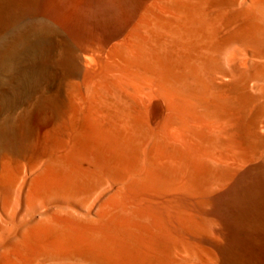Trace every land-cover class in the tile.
I'll return each mask as SVG.
<instances>
[{"label":"bare ground","instance_id":"obj_1","mask_svg":"<svg viewBox=\"0 0 264 264\" xmlns=\"http://www.w3.org/2000/svg\"><path fill=\"white\" fill-rule=\"evenodd\" d=\"M38 2L0 0V264H264V45L260 59L250 57V68H237L239 89L220 82L233 75L223 64V51L237 38L254 35L261 25L256 23L264 19V0H245V11H233L236 19L253 18L252 24H239L215 43L220 57L189 58L178 88L172 81L167 24L161 30L140 15L132 24H117L109 39L82 24L77 37L89 44L81 46H100L101 53L97 49L98 55L81 57L84 53H73L62 41L52 56L49 24L31 17ZM223 90L232 94L223 99ZM195 102L215 107L214 120L207 113L217 139L232 128L233 140L232 133L226 136L233 141L232 152L230 147L231 153L224 151L223 142L214 146L219 150L216 165L223 167L216 172L230 173L247 163L258 170L256 180L238 188L243 192L233 199L238 212L229 224L168 207L164 214L127 221L115 220L100 207L84 218L74 214L73 187L87 186L85 199L98 193L111 205L120 203L117 195L125 191L143 199L152 190L165 191L160 179V190L152 179L158 141L176 139L179 124L188 126L192 120L185 121L193 114L198 118ZM155 107L160 117L153 121ZM137 200L129 204L139 206Z\"/></svg>","mask_w":264,"mask_h":264},{"label":"rangeland","instance_id":"obj_2","mask_svg":"<svg viewBox=\"0 0 264 264\" xmlns=\"http://www.w3.org/2000/svg\"><path fill=\"white\" fill-rule=\"evenodd\" d=\"M221 1L222 0H194V1H192V0H168V1L167 0H73V5H76V7L78 6L77 8L74 6L73 11H74V13H76L77 11H80L81 9L85 10V8L83 9L80 7L81 4L85 5L86 8H89V10L91 7H88V6L102 4L103 8L105 9V16L108 18L109 15H111L112 17L115 15V17L118 18V20H119V24H132L140 15H142V18L145 21V24H153V23L159 24V29H161V30H163L162 28H164V23L167 24L166 29L168 28V32L170 34V61H171V65L173 68V75H172L173 79H172V81H173L174 85L176 84L175 87L177 86L176 88H178V85L180 87L179 76H180V72H181V67L189 58H191L192 56H197V55H202V54L209 55L213 58L220 57L221 52L217 48L215 49V46H216L215 43L217 44L219 41L222 42L223 39L225 37H227V35H229L234 29H236L239 24H252L251 22L253 21L252 20L253 18H249L248 16H246V18H245L246 14L241 16L239 19H236L234 16V13H236V10H241V9L244 10L245 5H246L245 3H247V2H245V0H239V1L237 0V1H234V3H233V1L228 0L229 4L228 3L226 4L227 0H225V2L223 0L222 1L223 3ZM37 2H38V0H37ZM35 3H36V1H35ZM37 4H36V6H34V9L32 10L31 17L34 20H37L41 23H43L45 21L44 23L49 24L48 27H50L49 28L50 30H49V36L48 37L51 38V41L54 44H53L52 50L50 51V53L48 55L56 56L57 52H59V50L62 48V41H63V43L64 42L67 43L66 46L68 48L69 47L72 48L71 50H73V53H77L80 55H82L84 53L81 57L84 56L87 58L89 56V58H90L91 55L96 56V55L101 53V52H99V49L101 48L100 46H98V47H97V45L91 46V49L97 47L96 49L91 50V49H89L90 47L86 46L88 48L87 49L86 47L72 43L73 41L71 39H69L68 36H67L68 38L66 37L65 32L62 29H60V27L57 24H55L53 21H51L47 17H45L41 13V11L38 10V8H36ZM78 4H80V6ZM156 9H159V10H156ZM233 11H234V13H233ZM89 16H92V15L90 14ZM85 17H86V14H85ZM157 19L160 21H158ZM165 19H166V21H165ZM249 21H251V22H249ZM256 24H261V25L259 26V28L256 29L254 35L251 38H247V37L237 38L222 53L223 64L227 69L229 68L230 70H232L233 75L222 77L221 78L222 81L220 80V82H222L223 84H227L229 87L232 86L231 89L234 88L233 90H235V91L237 89H239L238 82H237V74H238L237 68L238 69L239 68L240 69L250 68L253 65V62L251 61L250 57L254 56L253 60L257 59V58L260 59V55L262 53V49H263V45H264V41H263L264 40V19L262 18ZM188 25H190V26H188ZM95 31L98 33L97 35L99 36V38L103 37L102 39H109L110 35H112L111 33H113L112 32L113 30H110V28H108L107 26L96 28ZM245 36H247V35L245 34ZM220 38L222 39V41ZM69 40H70V43H69ZM252 47L254 48V50ZM96 50H97L98 54L95 53ZM93 51H95V52H93ZM235 52H236V54H234ZM231 57H233V58H231ZM246 59L247 60L249 59V60L246 61L245 65H243L242 62H244ZM235 66H236V69H234ZM50 68H52V69H49V70H52V71L56 69L53 66ZM61 72L62 71L60 69H57V71H56V73H61ZM250 89H252V88H250ZM221 94H222V95H220L221 98L225 99L226 96L228 97L230 94H232V92L230 93V91L223 90ZM212 107L213 106L212 105L210 106V104L209 105L208 104L207 105L206 104L198 105L196 103V105L194 107L196 110L194 109L193 112H195V113L197 112L198 118L195 114H193V117H190L191 119H189V118L186 119L187 120V121H185L186 123H188V121L192 120L191 122H189V125H188L189 127L187 126L186 123H185L186 125H183L185 127L181 126L180 124L179 125L177 124L179 127H181V130L179 129V127L177 129L178 130L177 134H179V136H177L178 141H177V138L173 139L169 142L168 141L166 142L164 140L158 141V145H159L158 147H159L160 152H159V155L157 156L158 157L157 163H156V165L152 171V174L154 173V175H153L154 178H152V179L154 181L156 179V183L153 182V184L155 183L156 185L159 186V187L158 186L156 187L154 184L153 186L155 187V189L156 188H159V190L161 189L160 183L163 184L162 188H165L167 186L165 188V191H164V189L161 190L162 192L164 191L163 194L161 193V191H159L160 194H158L159 193L158 189L156 192H155V190H152V192H154L156 194L154 195V193H151L150 194L151 196L149 195L150 197L145 196L143 199L139 196L137 197L138 194L137 195L136 194L130 195V194L126 193V191H125V192H123V194L117 195L118 199L120 198V203H118L116 205H111L110 203L105 202V200H101L102 197H99L98 193H95L93 196L89 197L88 199H85V195H86L85 191L87 190L86 185H85L86 187H84L85 190L83 189L84 185L82 187L80 186L79 188L73 187V193H74L73 199L75 196V200H78V201H75V200L73 201L74 214L76 213L78 215V217L80 216L81 218H84L83 215H86L89 212H93L96 208L100 207L101 211H104V212L109 213L111 215L113 214L112 216H113V218L115 217V220L127 221V220H130L131 218H133L135 216L137 217L139 215L164 214V213H166L165 209L168 207L171 211H180V212H184L187 214L195 215L197 217L202 216L203 218H205L204 217V215H205L207 217L206 219L209 218L212 220L213 219L218 220L217 222H219L220 225H222V226H225L226 223L229 224L230 222L228 221V218L231 219L233 213L237 210V206L234 205V202H235L234 200L239 198L238 195L243 192L240 190L246 189V187L248 186V183H249L248 181H250L253 178H254L253 180H256V178H258L257 177L258 176V170L255 169L254 167H252L253 164L247 163L248 167L245 164L240 165L241 167L238 166L236 168V170H234L235 168L233 167V170L230 171V173H229V171H227L228 170L227 167H226L227 172H225L226 174L224 173L225 170L223 171V174L220 171L221 172L220 175L216 172L215 169L217 167L220 170L223 167L222 166L219 167L218 165H216L219 161V159H218L219 156L216 155L219 153V150H218L217 146L216 147H214V146L218 142H223L224 145L226 144L225 145L226 149H224V151L226 150L225 152H227V153L229 152V150L231 151L232 150L231 145H233L232 144L233 141H231V140H233V138H232L233 132L231 131L232 128H230V125H229L228 129H227L228 131L226 130V132H224V134H226V135L222 136V139H220L221 136L217 139L218 135L216 136V133H213L215 131V129H214L215 124H213V125L211 124L212 127L208 126V125H210V119H209L210 116L209 115H211L213 118L217 112L215 110V107H213V108ZM212 110H214V111H212ZM207 112H209L210 114ZM151 117H152L153 121H156L157 119H159L160 109L158 107H155L152 110V116ZM199 117H201V119H199ZM205 117H206V119H205ZM195 118L197 119V122L195 121L196 120ZM199 120H202V123L199 124V122H201ZM207 120H209V121H207ZM213 120H214V118H213ZM216 125L218 127V123ZM184 128H188V129H184ZM182 132H183V134H182ZM183 135H184V138H183L184 140L182 139ZM203 135H204V137H203ZM210 136H211V138H210ZM214 136L216 137L215 141H214V139H215ZM226 136H229V137L231 136V138H229V139H231L230 141L232 143L229 141V139ZM225 138H227L228 141L224 140ZM180 139H182L181 141H184V143L183 142L177 143V142H179ZM207 140H208V143H207ZM173 141H175V142H173ZM200 141H201V143H200ZM224 141H226L227 143ZM181 143H183V144H181ZM228 143L230 144V146ZM205 146H207L206 149H205ZM229 147H230V149L228 150ZM209 152H211V154ZM231 152H229V153H231ZM206 155H207V158L209 155H211V157H213L214 160H212V158L209 157L208 159H210V161L206 162L208 160L207 158H205ZM200 157H201V159H200ZM215 157L217 159H215ZM203 159H207L205 161L207 165L202 161ZM215 160H218V161H215ZM186 162H188V163H186ZM201 163L203 165H205V167L201 166L202 165ZM208 164L210 167H208ZM199 165L201 166V169H200ZM206 166L208 169L206 168ZM202 167H203V169H202ZM238 168H239V170H238ZM179 169H180V171H179ZM203 171H204V173H203ZM252 171H254V172H252ZM232 172H234V173H232ZM216 173L218 176L216 175ZM227 173L232 174V177L230 178L231 175H229V177H228ZM233 174H234V176H233ZM255 174H257V175L254 176ZM250 175H252V176H250ZM215 176H217V177H215ZM219 177H220V179H219ZM222 177H223V180H225L223 182L224 183L226 182L228 184H226V183L224 184L223 182H221ZM248 177H251V178L249 179ZM240 178H242V179L240 180ZM158 179H160V180H158ZM238 180H240V181L238 182ZM242 181H244L245 184ZM164 183H165V185H164ZM180 183L182 184L181 189H174L173 188V187H175V185L180 184ZM238 183H239V185H238ZM108 184H109L108 186H110L111 182H109ZM221 185L224 186V188H222ZM168 186H169V188H168ZM213 186H218V187H213ZM234 186H237V187L235 188ZM200 188H201V190H200ZM82 189H83V191H82ZM152 189H154V188H152ZM172 191H173V193H172ZM236 192H237V194H236ZM132 196L135 197V199L132 198ZM225 196H227V197H225ZM207 198H208V200H207ZM136 200L139 201V206L129 204V202L136 201ZM204 200H206V201H204ZM79 201H81V202H79ZM227 203H228V205H227ZM106 205H108V206H106ZM228 206H229V208H228ZM223 209L225 212L223 211ZM75 210L78 213L75 212ZM91 210H93V211H91ZM204 210H206V211H204ZM237 212H238V210L234 214H236ZM213 216H215V217H213ZM225 232H226L225 230L222 231V234L224 236L226 235L225 236L226 238L229 237V234L228 233L226 234Z\"/></svg>","mask_w":264,"mask_h":264},{"label":"crops","instance_id":"obj_3","mask_svg":"<svg viewBox=\"0 0 264 264\" xmlns=\"http://www.w3.org/2000/svg\"><path fill=\"white\" fill-rule=\"evenodd\" d=\"M39 1H40L38 2L40 5L39 7L42 8V9L39 8L41 13L49 20L57 24L62 30H65V32L69 36H72L71 39H74L73 41L78 44L80 43V45L89 44L87 40H82L77 37V29H79L82 26V24H91L95 29L107 26L111 30L113 29V32L116 28L115 26L119 24V20L118 18L115 17V15L113 17L109 15L108 18L105 16V9L103 8L102 4L88 6L91 7L90 10L89 8H86L85 5L81 4L80 6V4H78L81 8L83 9L85 8L86 11L81 9L80 11L74 13L73 7L74 6L76 7V5H73V0H52L51 2H47L46 0H39ZM53 1L55 2V4ZM42 3L45 5V7H43L44 5ZM90 14L92 16H89ZM79 25L80 27L77 28Z\"/></svg>","mask_w":264,"mask_h":264}]
</instances>
